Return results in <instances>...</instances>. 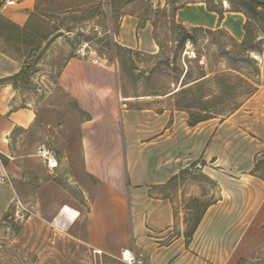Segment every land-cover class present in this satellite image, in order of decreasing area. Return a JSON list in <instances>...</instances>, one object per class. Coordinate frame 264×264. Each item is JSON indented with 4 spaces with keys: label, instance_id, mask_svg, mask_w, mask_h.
<instances>
[{
    "label": "rangeland",
    "instance_id": "1",
    "mask_svg": "<svg viewBox=\"0 0 264 264\" xmlns=\"http://www.w3.org/2000/svg\"><path fill=\"white\" fill-rule=\"evenodd\" d=\"M128 1L36 0L25 30L4 22L11 37L4 48L24 60L16 80L22 103L33 104L38 117L33 128L13 139L16 159H5L13 196L0 209V264H129L121 259L125 249L98 252L88 236L99 180L86 167L81 124L91 115L58 84L65 61L83 51L87 58L116 66L124 94L147 96L135 108L152 110L136 118L132 143L143 150L161 133L168 140V181L153 193L171 202L175 223L165 239L154 241L151 249L158 255L151 256L150 247L126 248L142 253V264H183L177 261L183 252L188 264L197 260V248L207 246L221 253L223 231L238 234L255 217L254 204L264 205V7L255 10L249 0H207L212 8L219 10L226 1L248 15L246 42L225 29L187 27L194 43L182 45L184 33L174 13L193 0H169L170 8L133 0L129 10L139 13L141 24L150 21L159 43V51L149 54L115 40L118 16ZM40 146L55 152L59 168L45 167L36 155ZM71 208L80 216L65 228L57 225L62 209L69 214ZM262 218L264 230V206ZM198 221L202 234L195 237ZM208 231L216 237L208 238ZM182 232L184 242L164 250ZM234 235L228 242L235 250L241 244ZM258 243L237 264H264V235ZM158 248L164 250L161 255Z\"/></svg>",
    "mask_w": 264,
    "mask_h": 264
},
{
    "label": "crops",
    "instance_id": "2",
    "mask_svg": "<svg viewBox=\"0 0 264 264\" xmlns=\"http://www.w3.org/2000/svg\"><path fill=\"white\" fill-rule=\"evenodd\" d=\"M133 2L135 1H128L123 8L127 10H123L118 16L115 40L128 49L156 54L159 43L154 35V27L150 21L141 24L139 13L129 10ZM151 2L155 7L171 6L169 0ZM4 3L5 0H0V7ZM35 4L36 0H15V4L0 8V172L6 169L11 179L13 175L4 160L16 159L12 155V141L18 136V132L28 131L35 126L38 113L33 104L22 103L19 86L13 81L23 70L24 60L4 48L11 38L8 37L5 23L9 22L20 30H25L29 26ZM111 13L110 11V20H113ZM174 19L185 27L225 29L241 41L245 37L248 17L243 11L232 10L226 1L218 10L210 7L207 0H193L177 7ZM99 59L102 61L100 64L80 55L71 56L65 61L58 76L61 89L77 103L79 110L91 115L81 124L86 167L99 180L95 210L88 216V236L98 252L102 250L119 254L123 249L128 250L126 248L129 246H144L150 247L151 256H155L157 252H152L151 249L156 244L154 241L165 239L175 223L171 202L153 193V189L165 186L168 181V140L166 133L162 134L160 130L161 134L148 141L143 150L132 143L135 141L133 129L137 124L136 118L142 116V112L152 110V107L147 106L138 112L136 104L147 96L124 94L121 75L116 66L106 64V59ZM161 116L159 113V117ZM161 123L160 118V125ZM214 139L215 137L213 141ZM12 196L13 189L10 185L0 183V209L9 205ZM254 206L257 207L255 217L237 231L238 234L228 228L223 231L225 246L221 253L217 254L215 246H207L201 250L197 248L198 253L194 254L197 260L192 259L187 263L215 264L218 258L222 264H237L245 250L257 249L258 240L264 235V205L260 201V204L257 202ZM71 210L69 214H65L62 209L61 215L71 219L79 214L77 210ZM202 225L201 223L195 231V237L202 234ZM206 234L208 238L216 237L210 231ZM233 235L239 239V249L235 247L234 250L228 242ZM173 240L164 250L172 251L184 242V233L176 235ZM158 249L161 255L164 250ZM186 257L183 252L180 254L181 259L177 261L186 264Z\"/></svg>",
    "mask_w": 264,
    "mask_h": 264
},
{
    "label": "built area",
    "instance_id": "3",
    "mask_svg": "<svg viewBox=\"0 0 264 264\" xmlns=\"http://www.w3.org/2000/svg\"><path fill=\"white\" fill-rule=\"evenodd\" d=\"M15 4V0H5V3L2 7L3 8L5 5H13ZM81 56L86 57L87 54L83 51L81 52ZM93 62L95 63H102V61L99 58L96 57H91L90 58ZM37 155L43 160L45 167L50 171L53 172L60 166V162L55 154V152L46 147V146H40L37 150ZM0 183H5L7 185L12 186L13 182L11 177L9 176V173L6 169H3L0 172ZM121 259L129 264H142L143 263V254L139 253L137 254L136 251L134 250H124L122 252V257Z\"/></svg>",
    "mask_w": 264,
    "mask_h": 264
},
{
    "label": "trees",
    "instance_id": "4",
    "mask_svg": "<svg viewBox=\"0 0 264 264\" xmlns=\"http://www.w3.org/2000/svg\"><path fill=\"white\" fill-rule=\"evenodd\" d=\"M249 1H251V3H252V7H253V9H255V10H257V9H259L260 7H264V5H262V4H258V3H256V2H254L253 0H249ZM247 17H248V15H247ZM176 23V22H175ZM249 24H250V18L248 17V20H247V22H246V24H245V38H244V40H243V43H245L246 42V38L248 37V34H249ZM176 25H178V27H180L181 29H182V31H183V37L181 38V40H180V42H181V44L182 45H185L188 41H190V42H192V43H194V37L190 34V30L187 28V27H185V26H183V25H181V24H178V23H176ZM201 27H193L192 29L193 30H197V29H200ZM204 29V28H203ZM209 30V29H208ZM8 50V49H7ZM22 72H23V70L21 71V73L18 75V76H16L15 78H13V81L16 83V80H17V78L22 74ZM208 74H204V75H202L200 78L202 79V80H204L205 79V77L207 76ZM200 78H198V79H200ZM198 79H196V80H198ZM201 81V80H200ZM4 162H5V160H4ZM200 224V221H198L196 224H195V227H194V229H196L197 227H198V225Z\"/></svg>",
    "mask_w": 264,
    "mask_h": 264
},
{
    "label": "bare ground",
    "instance_id": "5",
    "mask_svg": "<svg viewBox=\"0 0 264 264\" xmlns=\"http://www.w3.org/2000/svg\"><path fill=\"white\" fill-rule=\"evenodd\" d=\"M73 209V208H72ZM76 210V209H73ZM78 215L75 216L74 218L68 219L66 218L64 215H61V213L59 214V216L56 218L55 223L63 228L67 227L68 223H71L73 221H75L79 216H80V212L78 211ZM129 251V250H127Z\"/></svg>",
    "mask_w": 264,
    "mask_h": 264
},
{
    "label": "water",
    "instance_id": "6",
    "mask_svg": "<svg viewBox=\"0 0 264 264\" xmlns=\"http://www.w3.org/2000/svg\"><path fill=\"white\" fill-rule=\"evenodd\" d=\"M254 2L258 3V4H262L264 5V0H253Z\"/></svg>",
    "mask_w": 264,
    "mask_h": 264
}]
</instances>
